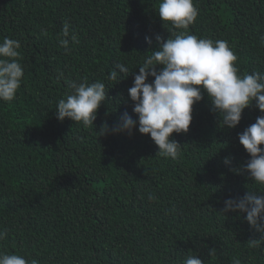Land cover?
I'll return each mask as SVG.
<instances>
[{
    "label": "trees",
    "instance_id": "1",
    "mask_svg": "<svg viewBox=\"0 0 264 264\" xmlns=\"http://www.w3.org/2000/svg\"><path fill=\"white\" fill-rule=\"evenodd\" d=\"M161 2L0 0V44L20 43L24 72L15 99L0 101V256L28 264H184L189 255L204 264H264V234L244 213H221L227 199L264 193L247 174L230 171L250 159L238 137L261 115L255 104L235 129H221L204 93L189 133L171 137L182 147L176 161L156 157L151 137L138 131L128 89L148 52L158 50L156 36L169 38ZM193 3L198 17L189 34L226 41L241 76L264 75V0ZM65 23L79 40L68 54L60 46ZM116 64L129 76L116 69L113 82ZM85 81L105 84L108 96L87 129L56 118L69 84ZM124 113L137 121L131 136H100ZM251 239L259 247L249 248Z\"/></svg>",
    "mask_w": 264,
    "mask_h": 264
},
{
    "label": "clouds",
    "instance_id": "2",
    "mask_svg": "<svg viewBox=\"0 0 264 264\" xmlns=\"http://www.w3.org/2000/svg\"><path fill=\"white\" fill-rule=\"evenodd\" d=\"M158 16L165 30L170 33L165 40L157 35L158 50L149 51L150 55L139 67L134 76V84L128 89L133 112L138 117V131L150 136L157 146L156 157L178 160L181 145L171 139L173 134H188L193 123L194 106L204 100V93L212 105L214 113L219 114L221 129H235L242 120L243 112L255 104L261 113L255 123L239 135V143L250 157L241 168H230L237 175L247 174V178L264 189V75L259 72L243 76L235 67L238 57L226 41L200 39L189 34L188 30L198 17L193 0H162L158 5ZM171 25V29L168 26ZM47 35V33H43ZM60 46L68 54L69 43L78 44L76 34L65 23L62 29ZM151 46L152 39L146 37ZM21 45L18 41L7 39L0 44V101L11 103L21 87L24 76L18 61ZM119 73L129 76V70L122 64H116L108 79L117 81ZM159 69V70H158ZM132 74V73H131ZM149 76L154 82L148 83ZM72 94L61 99L56 107V118L63 122L70 119L75 125L85 129L94 125L97 113L108 99L105 84L87 82L69 84ZM137 121L128 113L121 117L120 124L109 128L105 122L100 136L111 133L133 134ZM224 163L230 165L231 159ZM150 200L155 197L149 195ZM221 213H244L249 226L264 234V193L247 192L243 197L224 201ZM6 239V233H0V240ZM260 240L248 241L249 248L259 247ZM216 250L209 252L210 257ZM0 264H28L19 255H2ZM32 264H36L33 260ZM184 264H204L197 256L189 255ZM233 264H240L238 259Z\"/></svg>",
    "mask_w": 264,
    "mask_h": 264
}]
</instances>
